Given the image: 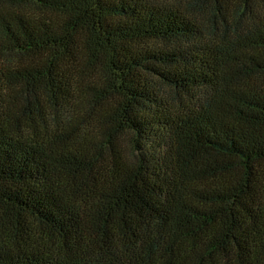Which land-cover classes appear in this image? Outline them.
<instances>
[{
  "label": "trees",
  "instance_id": "16d2710c",
  "mask_svg": "<svg viewBox=\"0 0 264 264\" xmlns=\"http://www.w3.org/2000/svg\"><path fill=\"white\" fill-rule=\"evenodd\" d=\"M0 264H264V0H0Z\"/></svg>",
  "mask_w": 264,
  "mask_h": 264
}]
</instances>
